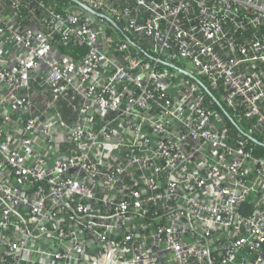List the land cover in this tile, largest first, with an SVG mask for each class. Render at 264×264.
<instances>
[{
  "label": "built area",
  "instance_id": "2783aa9c",
  "mask_svg": "<svg viewBox=\"0 0 264 264\" xmlns=\"http://www.w3.org/2000/svg\"><path fill=\"white\" fill-rule=\"evenodd\" d=\"M66 1L0 0V264H264V0Z\"/></svg>",
  "mask_w": 264,
  "mask_h": 264
},
{
  "label": "trees",
  "instance_id": "16d2710c",
  "mask_svg": "<svg viewBox=\"0 0 264 264\" xmlns=\"http://www.w3.org/2000/svg\"><path fill=\"white\" fill-rule=\"evenodd\" d=\"M57 3L60 5V6H65V7H69L71 5L70 2L66 1V0H57ZM182 18L185 22V24L183 25V27L185 29H188L190 24H189V21H194V24L197 25V21L195 20L197 18V12L193 9L189 14L187 15H182ZM231 19V21L234 23H237L239 20H240V16L239 15H231L229 17ZM246 38L248 39H251V40H255V39H260V40H263L264 41V33L262 31H249L246 35ZM148 44H150L148 42ZM58 51L64 55H68L70 57H72L73 59H79L85 52L84 49H75V48H68V46L64 47H60L58 49Z\"/></svg>",
  "mask_w": 264,
  "mask_h": 264
},
{
  "label": "water",
  "instance_id": "95a60500",
  "mask_svg": "<svg viewBox=\"0 0 264 264\" xmlns=\"http://www.w3.org/2000/svg\"><path fill=\"white\" fill-rule=\"evenodd\" d=\"M84 9L88 11V9L86 7Z\"/></svg>",
  "mask_w": 264,
  "mask_h": 264
}]
</instances>
